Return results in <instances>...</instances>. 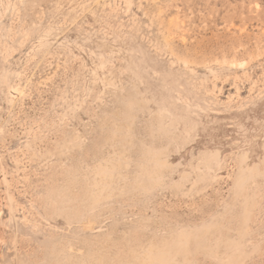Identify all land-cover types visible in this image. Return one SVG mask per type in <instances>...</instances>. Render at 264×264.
<instances>
[{
	"label": "rangeland",
	"instance_id": "1",
	"mask_svg": "<svg viewBox=\"0 0 264 264\" xmlns=\"http://www.w3.org/2000/svg\"><path fill=\"white\" fill-rule=\"evenodd\" d=\"M0 264H264V0H0Z\"/></svg>",
	"mask_w": 264,
	"mask_h": 264
}]
</instances>
